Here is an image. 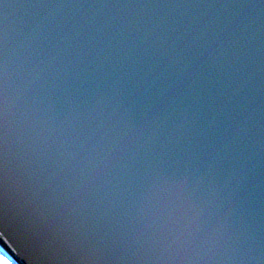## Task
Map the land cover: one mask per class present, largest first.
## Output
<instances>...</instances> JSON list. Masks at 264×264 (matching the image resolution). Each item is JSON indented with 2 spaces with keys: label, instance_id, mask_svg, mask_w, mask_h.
Masks as SVG:
<instances>
[{
  "label": "snow or ice",
  "instance_id": "1",
  "mask_svg": "<svg viewBox=\"0 0 264 264\" xmlns=\"http://www.w3.org/2000/svg\"><path fill=\"white\" fill-rule=\"evenodd\" d=\"M38 6L66 8H202L218 9L210 17L158 21L112 22L95 18L68 19L39 52L35 79L50 90L53 110L72 105L86 119L112 103L125 125L124 135L140 141L149 158L152 182L162 194L160 222L153 228L169 240L155 264H197L188 248L207 230L208 206L228 202V214L239 213L252 229V243L218 256L204 253L207 264H264V0H33ZM259 38V106L255 87V41ZM7 24H0V219L9 208L8 148L11 113L8 97ZM94 102V103H93ZM75 119V117H73ZM257 120L259 128L257 129ZM71 123V120L68 121ZM113 152L123 151V138ZM130 142V141H129ZM52 158L55 145L49 146ZM257 155L259 173H257ZM69 168L76 157L69 153ZM111 153L101 163L107 172ZM136 161H133L135 164ZM259 176L260 227L255 229ZM86 177L80 180L84 184ZM79 186V185H78ZM206 190V195H197ZM166 197V200L164 199ZM109 220L126 230L133 194L114 199ZM79 210L74 209L75 215ZM58 209L45 208L41 217L54 221ZM223 218L216 232L223 230ZM37 254L31 259L11 245H0L9 264H56L42 249L62 252L64 264H90L89 251L69 227L53 239L34 225ZM124 264H153L133 259Z\"/></svg>",
  "mask_w": 264,
  "mask_h": 264
},
{
  "label": "water",
  "instance_id": "2",
  "mask_svg": "<svg viewBox=\"0 0 264 264\" xmlns=\"http://www.w3.org/2000/svg\"><path fill=\"white\" fill-rule=\"evenodd\" d=\"M218 9L202 8H66L58 4L47 7L38 6L33 0H0V24H7L9 29L8 42V97L11 121L21 116L28 126L17 133L23 136L17 142L14 156L9 155L7 183L9 187L8 213L11 212V221L24 225L30 229L31 241L35 244L34 225L39 224L41 230L53 239H59L58 232L48 221H43L41 210L46 204L41 199L43 188L51 194L63 191L72 195L87 193L94 195L100 203L102 212L110 214L114 206V199H125L129 193L135 201L129 210L132 217V228L125 235L126 244H120L117 238L106 235L104 242L95 239L90 247L84 244L89 251L90 264H124L133 259L153 261L157 255L163 256L161 249L151 247L145 240L148 234L157 235L158 232L151 226L152 217L160 220L161 195L153 186L152 171L149 167V158L140 150V141L124 135L125 125L120 114L112 103H106L95 113H85L86 119L72 111L70 103L56 112L53 110V99L50 90L42 81L35 79L40 69L39 52L44 47L47 37L54 33L68 19L95 18L99 21H158L163 17L169 18H198L215 15ZM257 78L255 87L257 114L259 106V38L255 41ZM94 103V102H93ZM75 117V119H73ZM20 118V117H19ZM71 120L69 124L68 121ZM257 129L259 121L257 120ZM118 137L123 138V151L113 152V146L119 145ZM23 141V152L20 144ZM130 141V142H129ZM55 145L57 155L51 157L49 146ZM71 153L76 157V164L69 168V160L65 159ZM105 153H111V165L107 172L101 159ZM133 161H136L133 164ZM259 156L257 155V173H259ZM87 178L84 184L80 180ZM96 181L97 184H94ZM51 182V183H50ZM259 176L255 200L252 205L256 208L255 229L260 227L259 207L261 193L259 191ZM79 185V186H78ZM44 190V191H45ZM51 194L44 195L45 198ZM197 195H206V190L198 191ZM166 200V197L164 198ZM222 203L213 207L208 206L205 223L207 230L200 235V246L205 253L224 256L230 253L233 246L243 248L252 243L248 239V232L252 225L242 219L239 213L228 214V202L225 197L220 198ZM23 200L25 204L19 202ZM34 208L36 216H27ZM7 213V214H8ZM89 213V212H88ZM85 217L90 218L85 213ZM223 218V230L215 232L212 237L205 238L209 229H217ZM47 219V218H46ZM113 230H121L114 225ZM232 229L233 236L225 233ZM224 237L227 241L224 242ZM165 240H169L165 237ZM194 243L188 251L197 258V264H207L199 261L203 255L191 252ZM227 249V250H226ZM45 254L51 259L56 258L58 264H64L62 252L55 248L46 247ZM156 257H155V256ZM154 264V262H153Z\"/></svg>",
  "mask_w": 264,
  "mask_h": 264
},
{
  "label": "rangeland",
  "instance_id": "3",
  "mask_svg": "<svg viewBox=\"0 0 264 264\" xmlns=\"http://www.w3.org/2000/svg\"><path fill=\"white\" fill-rule=\"evenodd\" d=\"M0 264H7V263H5V261L2 258H0Z\"/></svg>",
  "mask_w": 264,
  "mask_h": 264
}]
</instances>
